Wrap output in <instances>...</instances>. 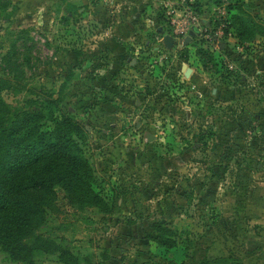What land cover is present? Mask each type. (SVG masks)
Instances as JSON below:
<instances>
[{
    "label": "rangeland",
    "instance_id": "1",
    "mask_svg": "<svg viewBox=\"0 0 264 264\" xmlns=\"http://www.w3.org/2000/svg\"><path fill=\"white\" fill-rule=\"evenodd\" d=\"M194 3L205 25L176 60L178 48L162 41L178 47L187 37L180 0H0V99L13 113L42 111L85 129L73 140L98 196L79 209L56 189L35 264H64L61 251L72 264L229 255L264 264V0ZM240 19L252 41L237 40ZM182 67L193 73L188 85ZM48 96L58 108H47ZM157 221L175 248L148 238ZM0 264L21 263L0 250Z\"/></svg>",
    "mask_w": 264,
    "mask_h": 264
},
{
    "label": "trees",
    "instance_id": "2",
    "mask_svg": "<svg viewBox=\"0 0 264 264\" xmlns=\"http://www.w3.org/2000/svg\"><path fill=\"white\" fill-rule=\"evenodd\" d=\"M199 6L196 3L193 7L200 14ZM236 25L237 40L252 41L255 34L245 20H238ZM49 99L48 96L47 108H58L59 103ZM48 121L53 123L51 131L46 130ZM85 132L68 117L57 120L42 111L13 113L0 99V250L12 262L35 264V254L46 253V239L40 232L49 212L55 210L56 189L62 190L79 209L97 205L98 196L89 184L90 169L73 140ZM151 229L148 238L158 247H176L171 237L175 234L165 228L164 221L155 222ZM67 257L68 252L61 251L60 261L72 264ZM233 259L231 255L213 257L208 264H242Z\"/></svg>",
    "mask_w": 264,
    "mask_h": 264
},
{
    "label": "flooded vegetation",
    "instance_id": "3",
    "mask_svg": "<svg viewBox=\"0 0 264 264\" xmlns=\"http://www.w3.org/2000/svg\"><path fill=\"white\" fill-rule=\"evenodd\" d=\"M184 40H185V39H184ZM184 40L182 41L181 44H179L178 47H177L176 44L173 42V45H172L171 49H167V48L165 47V45L163 44V42H162L163 49H165L167 52H169V51H173L175 47L178 48V50H176V53L178 52L179 55H178V56H175V57H176V60H184V59H186V54H185L184 52H182V51H183V49L187 48V45L184 44ZM154 50H155V52H160L159 48H154ZM120 56H121L122 58L126 59V61H128L129 63L131 62V61H130V57H129V56H126V53H125V52H123V54L120 55ZM187 69H188V68H186V67H182V69H181V72H182V75H181V77H182V78H181V82H182V83L185 82V83H187V85H188V82L191 80V78H192V76H193V73H192V71H191L190 73H187ZM186 74H187V76H186ZM112 91H116V90H113V89H112ZM178 102H179V101H177L176 104H177ZM137 105H139V103H137ZM190 117H191V115L188 117V115L185 114V117H183V120H187V121H188V120L190 119ZM188 126H189V125H188ZM190 132H191V131H190ZM190 132H188V133L190 134ZM188 133L185 134L184 137H186V135H188ZM202 133H203V137H207V138H211V139L214 137L213 134H210V133H208V132L203 131ZM189 138H190V140L188 139L187 142H189V143H193V146H194L195 148H197V147H198V143L195 144L194 142H192V140H193V139H192L193 136H192V138H191V137H189ZM225 139H226V138H225ZM147 140H149V138H147ZM201 140H202V137H201ZM219 144H220V145H221V144L225 145L224 142H221V143H219ZM203 145H204L205 147L211 146V144H210L209 141H208L207 143L204 142ZM215 146H216V144L212 143V147L214 148ZM205 147H203V148H205ZM222 148L224 149V152H225V151H226V150H225V146H223ZM183 153L188 154L187 152H183ZM181 155H182V154H181ZM221 155H223L224 158H227V156H226L225 154L221 153ZM188 156H189V158H190V155H189V154H188Z\"/></svg>",
    "mask_w": 264,
    "mask_h": 264
},
{
    "label": "built area",
    "instance_id": "4",
    "mask_svg": "<svg viewBox=\"0 0 264 264\" xmlns=\"http://www.w3.org/2000/svg\"><path fill=\"white\" fill-rule=\"evenodd\" d=\"M194 0H180V5L185 6L184 12L186 13L185 23L186 26L181 31L187 36L192 27H196L200 30L202 29V19H200L198 13L194 9Z\"/></svg>",
    "mask_w": 264,
    "mask_h": 264
},
{
    "label": "water",
    "instance_id": "5",
    "mask_svg": "<svg viewBox=\"0 0 264 264\" xmlns=\"http://www.w3.org/2000/svg\"><path fill=\"white\" fill-rule=\"evenodd\" d=\"M158 32H159V33H162V30L159 29ZM200 36H201L200 30L197 29L196 27H192V28L190 29V31H189L187 37H186L185 40H184V44H187L188 42L192 41V39H194V38H198V37H200ZM162 42H163V44L165 45V47H166L167 49H171V47H172V45H173V39H172V37H170V36H164ZM190 72H191V70H190V69H187V73H190ZM186 76H187V74H186Z\"/></svg>",
    "mask_w": 264,
    "mask_h": 264
},
{
    "label": "crops",
    "instance_id": "6",
    "mask_svg": "<svg viewBox=\"0 0 264 264\" xmlns=\"http://www.w3.org/2000/svg\"><path fill=\"white\" fill-rule=\"evenodd\" d=\"M129 26H130V31H133L134 30V27L133 26H131V24H128ZM121 54H123V52L121 53ZM256 254H261V253H259V252H256ZM258 257H259V255H258ZM261 257V256H260ZM259 257V259H261ZM241 259V258H240ZM241 261H242V264H246V259L245 260H243V259H241ZM252 264H256V262H253ZM258 264V263H257ZM261 264V263H260Z\"/></svg>",
    "mask_w": 264,
    "mask_h": 264
}]
</instances>
